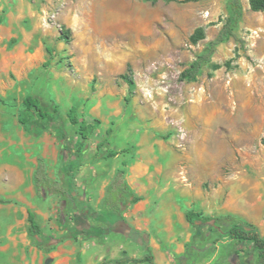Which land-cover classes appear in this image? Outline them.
<instances>
[{
    "label": "rangeland",
    "instance_id": "1",
    "mask_svg": "<svg viewBox=\"0 0 264 264\" xmlns=\"http://www.w3.org/2000/svg\"><path fill=\"white\" fill-rule=\"evenodd\" d=\"M242 7L235 38L186 82L179 74L218 36L226 0H0V196L11 201L0 204V264L141 257L142 246L94 214L122 168L141 198L122 216L148 234L155 264H254L251 245L228 237L230 221L195 228L185 218L230 214L264 234V12ZM199 27L205 38L192 44ZM124 75L135 82L130 94ZM27 95L50 117L27 111ZM72 106L88 125L85 141L68 120ZM38 158L53 180L70 172L77 211L62 227L60 196L35 192ZM27 209L45 239L64 238L56 249L28 235Z\"/></svg>",
    "mask_w": 264,
    "mask_h": 264
},
{
    "label": "trees",
    "instance_id": "2",
    "mask_svg": "<svg viewBox=\"0 0 264 264\" xmlns=\"http://www.w3.org/2000/svg\"><path fill=\"white\" fill-rule=\"evenodd\" d=\"M155 3L159 0H150ZM175 1V0H164ZM249 8L252 12H264V0H248ZM227 18L223 23L218 36L211 42H208L205 49L199 54L189 65L179 74L180 81L193 82L202 72L206 64L211 63L212 56L218 45L227 42L230 38H235L234 31L238 26L242 15L243 7L242 0H226ZM68 32L65 33L63 39H68ZM205 38L204 29L202 27L196 28L191 34L189 40L192 44H197ZM214 69L219 66L213 65ZM130 71V67L127 68ZM128 85L129 94L135 87V82L131 76H122ZM129 96L125 98L128 103ZM23 106L27 111L34 110L37 116L41 119L50 117V113L45 111L40 101L30 95L23 99ZM67 117L69 122L77 127V134L81 140L85 141L89 137L88 125L85 121L79 120L77 108L72 106L68 112ZM24 123V122H23ZM61 137H65L63 130H56ZM99 147V146H98ZM63 153V152H62ZM117 153L109 151L106 157L115 156ZM62 158V154H61ZM126 162H122L126 166ZM125 169H118L110 182L108 183L105 195L102 201L101 212H94L96 220L100 222L106 232H114L123 237L133 241L134 243L144 248V254L141 257L129 256L125 251L114 259H103L98 264H155L149 243L148 234L141 232L132 227L126 219L122 216L133 204L141 200V198L130 191L125 182ZM33 183L35 192L38 196H45L49 190L55 191L60 196L59 212L55 219L56 223L62 227L67 223L68 214L77 211V208L70 200V172L64 167L59 171V181L53 180L49 177L46 170V163L43 158H38L37 166L33 173ZM11 201L0 196V204H9ZM27 233L36 241V245L44 252H51L63 242V237H52L45 239L43 231L37 220V215L31 210L27 209ZM115 218L111 221L109 217ZM186 220L198 228L200 225L208 227H218V223L223 221H230L231 225L226 230L228 237L238 243H249L256 253L254 264H264V234L260 233L259 228L248 221L233 215H225L216 218L203 217L201 214L194 215L189 211L185 215ZM198 218V220H193Z\"/></svg>",
    "mask_w": 264,
    "mask_h": 264
},
{
    "label": "built area",
    "instance_id": "3",
    "mask_svg": "<svg viewBox=\"0 0 264 264\" xmlns=\"http://www.w3.org/2000/svg\"><path fill=\"white\" fill-rule=\"evenodd\" d=\"M251 37H252L253 39L259 38V37H260V32H259V30H253V31L251 32Z\"/></svg>",
    "mask_w": 264,
    "mask_h": 264
},
{
    "label": "water",
    "instance_id": "4",
    "mask_svg": "<svg viewBox=\"0 0 264 264\" xmlns=\"http://www.w3.org/2000/svg\"><path fill=\"white\" fill-rule=\"evenodd\" d=\"M46 264H50V260H48V261L46 262Z\"/></svg>",
    "mask_w": 264,
    "mask_h": 264
}]
</instances>
